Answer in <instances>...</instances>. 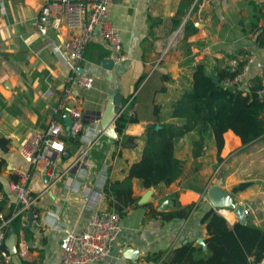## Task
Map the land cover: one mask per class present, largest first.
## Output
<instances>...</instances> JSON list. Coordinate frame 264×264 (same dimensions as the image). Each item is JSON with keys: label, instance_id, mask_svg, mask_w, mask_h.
<instances>
[{"label": "crops", "instance_id": "obj_1", "mask_svg": "<svg viewBox=\"0 0 264 264\" xmlns=\"http://www.w3.org/2000/svg\"><path fill=\"white\" fill-rule=\"evenodd\" d=\"M43 1L0 0V137L6 140V149L0 147V160H3L0 190L4 194L0 213L7 217L14 208V195L10 190L17 181L14 169L23 168L30 171V187L37 195L30 210L39 216L26 227L28 210L20 216L19 225L11 224L6 229V249L5 242L12 235L17 247L16 253H9L10 264H60L59 243L64 230L81 229L88 215L81 195L64 188L74 178L75 170L53 183H45L43 171L26 163L19 152L28 137L44 130L55 117L54 108L69 73L64 61L46 47L48 39L37 32L34 20ZM183 18L186 23H193L194 29L191 25L186 29L185 23L175 45L162 54ZM109 20L120 35L125 59L115 62L112 49L94 35L78 65L80 72L94 77V85L89 90L75 87L74 91L82 112L87 115L86 122L104 109L111 93L121 95V113L137 119L125 126L124 133L137 140L134 147L117 148L114 139L101 137L90 151L96 167L86 183L93 187L100 181V167L105 158L109 161V180L126 176L128 167L141 157L147 125L184 122L171 117V105L191 87L192 72L197 64H203L207 74L215 75L230 58L252 55L253 61L240 78V85L248 90L250 81L261 77L264 86V46L257 40L264 33V0H111ZM70 33L72 31L63 29L61 34L64 37ZM47 35L56 38L54 30H49ZM106 58L114 61L111 69L103 66ZM261 116L264 118V112ZM194 136L195 132H190L175 142V155L183 161V174L174 182L145 188L133 179L137 205L120 216L121 232L109 255L88 264H155L146 257L167 253L187 242L198 244L199 238L206 237L205 224L200 218L213 208L207 197L213 185L229 192L235 205H244L247 222L264 227V134L242 145L240 138L227 130L219 152L221 160L211 133L206 137L200 156L193 158L191 140ZM76 150L67 142L64 153L49 152L56 172L66 168ZM241 182H250V186L232 192ZM149 202L157 211L190 204L196 209L186 220L161 221L148 216L143 204ZM163 202L167 207L161 210ZM101 203L107 206L104 194ZM215 210L230 225L238 222L232 209ZM224 210L232 213V219L222 213ZM38 220L40 225L36 224ZM22 243L25 253L20 255ZM125 246L138 250L137 259L122 256Z\"/></svg>", "mask_w": 264, "mask_h": 264}, {"label": "trees", "instance_id": "obj_2", "mask_svg": "<svg viewBox=\"0 0 264 264\" xmlns=\"http://www.w3.org/2000/svg\"><path fill=\"white\" fill-rule=\"evenodd\" d=\"M189 25L194 29L193 23L189 21L186 29H189ZM257 40L260 46H264V33ZM242 67L243 61L234 71H230L228 65L223 66L215 74L216 81L206 73L203 64L194 67L191 87L184 90L171 105V117L183 119L184 122L181 125L167 122L158 126H146L139 160L128 167L123 179L108 180L104 186L103 194L109 208L123 216L129 208L137 205L133 196V179L138 180L145 188L168 185L178 179L183 174V161L175 155V142L185 134L195 132L191 140V151L193 158H197L203 150L206 137L211 133L219 160V152L224 143L223 135L227 130L234 132L242 145H248L264 134V118L261 116L264 112V96L259 98L257 93L264 87L262 78L254 77L248 90L239 89L237 83L223 84L224 81L233 79ZM136 120L126 112L115 119V147L135 146L137 137L126 135L124 128ZM66 140L77 149L80 147L78 135L68 136ZM5 143L6 140L0 137L2 149H6ZM2 164L3 160H0V167ZM249 186L250 182H241L233 187L232 192L242 191ZM143 206L147 208L149 217L161 221L186 220L196 209L194 204L178 205L169 211H157L151 202ZM222 213L232 219V213L227 210ZM19 218L20 216L15 218L11 224L19 225ZM200 222L206 228L205 249L199 244L187 242L167 253L150 254L146 260L155 264H258L264 258V227L249 221L246 224L235 222L230 225L213 208L203 213Z\"/></svg>", "mask_w": 264, "mask_h": 264}, {"label": "built area", "instance_id": "obj_3", "mask_svg": "<svg viewBox=\"0 0 264 264\" xmlns=\"http://www.w3.org/2000/svg\"><path fill=\"white\" fill-rule=\"evenodd\" d=\"M110 2L111 0H44L34 20L39 35L48 39L46 47L48 46L64 61L69 73L65 77V86L59 103L54 108L55 117L44 130L28 137L19 147V152L26 163L42 171L46 170L45 174L49 178L45 183L49 181L53 183L69 171L75 170L74 178L70 183L65 184L64 188L81 195L84 202L83 209L88 213L81 229L67 228L64 230L59 243L60 264H88L102 261L109 255L113 243L121 232L119 214L101 203L104 186L109 180V161L106 158L100 167V181L96 183L100 189L91 186V183H86L89 173L96 167L90 151L101 137L106 135L94 115L90 117V119L93 118L90 122H86L87 115L82 112L78 104L79 97L74 91L75 87L80 90H89L94 85V77L80 72L78 66L83 59L86 46L94 35H97L103 43L112 49L115 62L118 63L125 59L120 35L109 20ZM185 23L186 18H183L162 54L167 53L175 45L183 32ZM63 29L72 31V33L63 37L61 34ZM49 30L55 31L56 38L48 37ZM241 61H243L241 71L233 79L224 81V85L237 83L239 89L243 88L239 80L247 66L252 63V55L245 54L230 58L227 65L230 71H234ZM145 80L146 78L142 80L140 85ZM257 93L258 97L262 98L264 87L259 89ZM132 97L124 107L127 106ZM63 113H67L71 119L70 135L65 132L62 120ZM76 135H78L80 147L71 157L66 168L56 172L55 161L48 156L49 152L64 153L66 138ZM14 173L17 176V181L11 185L10 190L14 195L15 206L7 217L0 213V264H10L9 252L4 247L6 229L15 218L30 210L37 198L30 187V171L16 168ZM3 200L4 194L0 190V202ZM245 214H247V209H245ZM34 218L38 219L39 216L33 213V220ZM53 221L55 220L53 219ZM36 224L40 225L41 222L38 220ZM20 248L19 254L23 255L25 245L22 243Z\"/></svg>", "mask_w": 264, "mask_h": 264}, {"label": "water", "instance_id": "obj_4", "mask_svg": "<svg viewBox=\"0 0 264 264\" xmlns=\"http://www.w3.org/2000/svg\"><path fill=\"white\" fill-rule=\"evenodd\" d=\"M96 32L98 31L96 30ZM113 64L114 61L111 58H106L103 60V66L107 69H111L113 67ZM210 76L214 81H216L215 75L212 74ZM122 106H123L122 96L119 94L111 93L108 97L104 109L102 111L96 112V120L100 121L101 128L104 134L109 139L115 140L117 138V132L115 130L114 121L117 118V116L121 113ZM62 120L66 134L70 135L71 119L67 115V113L62 114ZM45 172L46 170L43 171L44 173L43 179L46 182L47 176ZM207 197L213 208L215 209L231 208L234 215L237 218V221L240 224L247 223L244 205H235L233 201V197L229 192L223 191L218 185H213L210 189H208ZM166 207H167L166 202H163L160 206V209L164 210ZM27 216H28V221L26 223V227H30L33 221V213L31 210L27 212ZM5 243L7 245L10 254L16 253L17 247L13 235L11 236V238L7 239ZM197 243L201 245L204 249L206 248L204 240L202 238H199ZM137 255H138V250L131 246H125L122 249V256L125 259L135 260L137 259ZM258 264H264V258Z\"/></svg>", "mask_w": 264, "mask_h": 264}, {"label": "rangeland", "instance_id": "obj_5", "mask_svg": "<svg viewBox=\"0 0 264 264\" xmlns=\"http://www.w3.org/2000/svg\"><path fill=\"white\" fill-rule=\"evenodd\" d=\"M231 209V208H230ZM231 219V218H230Z\"/></svg>", "mask_w": 264, "mask_h": 264}]
</instances>
